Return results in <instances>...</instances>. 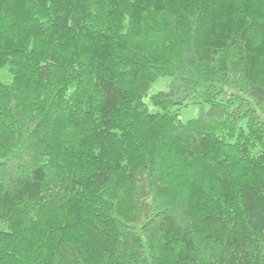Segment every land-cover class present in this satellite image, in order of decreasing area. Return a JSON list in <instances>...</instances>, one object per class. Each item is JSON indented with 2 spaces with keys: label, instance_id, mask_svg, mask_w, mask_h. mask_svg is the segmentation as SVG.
I'll list each match as a JSON object with an SVG mask.
<instances>
[{
  "label": "trees",
  "instance_id": "16d2710c",
  "mask_svg": "<svg viewBox=\"0 0 264 264\" xmlns=\"http://www.w3.org/2000/svg\"><path fill=\"white\" fill-rule=\"evenodd\" d=\"M0 264H264V0H0Z\"/></svg>",
  "mask_w": 264,
  "mask_h": 264
},
{
  "label": "rangeland",
  "instance_id": "374dc122",
  "mask_svg": "<svg viewBox=\"0 0 264 264\" xmlns=\"http://www.w3.org/2000/svg\"><path fill=\"white\" fill-rule=\"evenodd\" d=\"M171 82V76H161L153 81L149 91L148 96L144 98L145 102L149 104V108L154 110V106L150 102V96L163 90H168L169 84ZM202 109L200 104H192L186 107H183L180 110V119L183 121H188L189 119L195 118L199 115Z\"/></svg>",
  "mask_w": 264,
  "mask_h": 264
}]
</instances>
